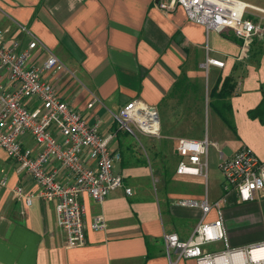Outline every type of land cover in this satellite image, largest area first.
I'll list each match as a JSON object with an SVG mask.
<instances>
[{
    "label": "crops",
    "instance_id": "obj_1",
    "mask_svg": "<svg viewBox=\"0 0 264 264\" xmlns=\"http://www.w3.org/2000/svg\"><path fill=\"white\" fill-rule=\"evenodd\" d=\"M240 1L264 8V0ZM158 2L0 0L4 44L26 48L31 36L21 30L24 26L39 41L28 66H39L50 52L59 58L66 71L47 79L88 125H97L102 136L115 134L109 147L118 156L113 171L123 183L101 203L82 196L87 242L66 248L55 203L32 198L28 205L25 196L34 195L38 186L0 148V264H197L178 259L175 250L167 254L163 236L187 241L200 222L221 221L224 234L201 248L204 255L264 244V191L241 202L234 191H224L221 173L209 180L211 148L217 157L213 171L242 148L264 160V122L249 114L260 108L264 121V38L253 39L243 54L232 30L206 31L180 7L165 12ZM209 58L223 66L210 64ZM227 78L234 85L226 99L230 126L212 109L210 97ZM6 83L3 73L0 85L11 89ZM134 100L157 111L159 137L117 129L112 114ZM24 104L38 106L34 99ZM207 113L217 117L221 132L203 136ZM205 137L216 143L208 150L206 176L177 175L178 139ZM22 143L37 151L29 136ZM82 158L92 165L86 154ZM54 168L51 164L48 170ZM57 178L63 184L74 181L64 170ZM17 187L22 197L15 195ZM127 188L131 195L125 194ZM185 200L206 203L209 210L181 205ZM98 215L105 227L93 230Z\"/></svg>",
    "mask_w": 264,
    "mask_h": 264
},
{
    "label": "built area",
    "instance_id": "obj_2",
    "mask_svg": "<svg viewBox=\"0 0 264 264\" xmlns=\"http://www.w3.org/2000/svg\"><path fill=\"white\" fill-rule=\"evenodd\" d=\"M158 1V7L165 12L180 7L189 21L203 25L206 31L232 30L241 41L243 54L247 53L253 39L264 38V8L240 0ZM21 30L31 36L23 49L17 42L5 45L0 32V80L4 73L6 85L11 87L0 85V148L19 171L28 174L38 186L34 195L25 196L26 203L29 205L32 198L54 202L56 222L64 234L65 247H82L87 242L82 196L86 194L94 202L101 203L112 191L123 186L122 177L113 171L118 156L109 147L115 134L102 136L97 125H88L78 111L57 95L47 76L51 78L66 68L54 53L50 52L39 66H28L30 52L39 41L26 27L21 26ZM207 61L223 66L222 62L210 58ZM28 99H34L38 106L29 109L24 104ZM112 117L119 131L134 134L135 130L153 137L160 135L157 111L138 100L127 103ZM24 136L33 140L36 152L23 145ZM210 147H216V143L207 137L197 141L178 139L176 153L180 159L175 173L205 177ZM84 154L92 165L84 161ZM51 164H56V168L49 171ZM62 170L73 178L72 184L58 180V172ZM219 170L224 191H234L241 202H251L256 193L264 191V160L258 159L247 148L221 160ZM14 193L22 197L20 187ZM125 194L131 195V190L125 189ZM180 204L199 206L203 213L209 210L206 203L198 204L192 200ZM104 227L101 215L93 218V230ZM223 237L221 221L200 222L187 241H180L174 234L163 236L167 254L175 250L178 259H196L197 264H217V261H221L220 264H264V244L215 255L202 253L204 245ZM254 250H261L263 254L254 258Z\"/></svg>",
    "mask_w": 264,
    "mask_h": 264
},
{
    "label": "trees",
    "instance_id": "obj_3",
    "mask_svg": "<svg viewBox=\"0 0 264 264\" xmlns=\"http://www.w3.org/2000/svg\"><path fill=\"white\" fill-rule=\"evenodd\" d=\"M234 85L232 79L227 78L223 81L219 91H211L210 97L213 100L211 102L212 109L220 116L224 123L230 126V123L226 117V114L230 111V108L226 102V99L233 93ZM252 118H259L261 122H264L260 108L252 110L250 113Z\"/></svg>",
    "mask_w": 264,
    "mask_h": 264
},
{
    "label": "rangeland",
    "instance_id": "obj_4",
    "mask_svg": "<svg viewBox=\"0 0 264 264\" xmlns=\"http://www.w3.org/2000/svg\"><path fill=\"white\" fill-rule=\"evenodd\" d=\"M203 126H202V130H203V136H205V134L207 136H210L213 132L219 131L221 132L223 130L222 125H220V122L218 121L217 117H215L214 114L212 113H207L204 115V119H203ZM198 130V128L194 129V131ZM172 140L168 139L167 142L172 143ZM213 149H210L209 152V161H210V171H209V180L212 181L213 179H218L221 175H220V171H218L219 169L217 168L216 170H212L213 168V164L214 161H217V157L215 154H213ZM175 158V154L171 155L168 160L170 162H172V159L174 160ZM173 165V164H172ZM203 180V184L205 183L204 179Z\"/></svg>",
    "mask_w": 264,
    "mask_h": 264
},
{
    "label": "bare ground",
    "instance_id": "obj_5",
    "mask_svg": "<svg viewBox=\"0 0 264 264\" xmlns=\"http://www.w3.org/2000/svg\"><path fill=\"white\" fill-rule=\"evenodd\" d=\"M252 254H253V257L254 258H258V257H260L263 254V251H261V250H254ZM235 260H236V258H235ZM220 263H221V261H217V264H220Z\"/></svg>",
    "mask_w": 264,
    "mask_h": 264
}]
</instances>
